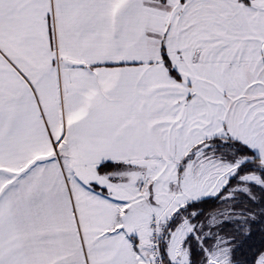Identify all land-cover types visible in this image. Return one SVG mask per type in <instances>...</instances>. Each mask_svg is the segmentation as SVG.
Listing matches in <instances>:
<instances>
[{"label": "snow or ice", "instance_id": "snow-or-ice-1", "mask_svg": "<svg viewBox=\"0 0 264 264\" xmlns=\"http://www.w3.org/2000/svg\"><path fill=\"white\" fill-rule=\"evenodd\" d=\"M0 264H264V0H0Z\"/></svg>", "mask_w": 264, "mask_h": 264}]
</instances>
